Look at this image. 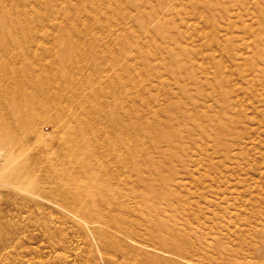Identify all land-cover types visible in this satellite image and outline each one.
Masks as SVG:
<instances>
[{
	"label": "rangeland",
	"instance_id": "rangeland-1",
	"mask_svg": "<svg viewBox=\"0 0 264 264\" xmlns=\"http://www.w3.org/2000/svg\"><path fill=\"white\" fill-rule=\"evenodd\" d=\"M0 120V264H264V0H0Z\"/></svg>",
	"mask_w": 264,
	"mask_h": 264
},
{
	"label": "bare ground",
	"instance_id": "bare-ground-1",
	"mask_svg": "<svg viewBox=\"0 0 264 264\" xmlns=\"http://www.w3.org/2000/svg\"><path fill=\"white\" fill-rule=\"evenodd\" d=\"M1 121V120H0ZM4 132V131H3ZM4 135V134H3ZM78 161H79V163L83 160L84 161V159L83 158H78L77 159ZM83 161H82V163H83ZM91 164V163H90ZM82 168H84V169H89L90 170V165H87V164H85L84 166H82ZM72 177V176H71ZM28 183L29 184H27L28 185V187L30 188V190H32V191H35V192H37V193H42L43 192V187H44V185L43 184H41L40 182H38V181H32V183H31V180L30 181H28ZM77 203H75V205L74 204H72L71 206H70V208H71V210L74 212V211H78L81 215H83V217H85V218H87V219H89L88 217H89V210H88V208L89 207H95L96 206V204L95 203H87V201L86 200H82V201H80V203H79V205L80 206H78V205H76ZM77 209V210H76Z\"/></svg>",
	"mask_w": 264,
	"mask_h": 264
}]
</instances>
